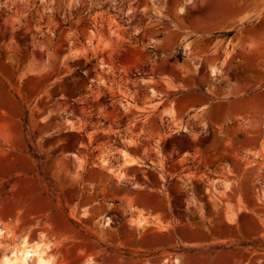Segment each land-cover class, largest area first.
I'll list each match as a JSON object with an SVG mask.
<instances>
[{
  "label": "rangeland",
  "instance_id": "374dc122",
  "mask_svg": "<svg viewBox=\"0 0 264 264\" xmlns=\"http://www.w3.org/2000/svg\"><path fill=\"white\" fill-rule=\"evenodd\" d=\"M0 229V264H264V0H0Z\"/></svg>",
  "mask_w": 264,
  "mask_h": 264
},
{
  "label": "bare ground",
  "instance_id": "6f19581e",
  "mask_svg": "<svg viewBox=\"0 0 264 264\" xmlns=\"http://www.w3.org/2000/svg\"><path fill=\"white\" fill-rule=\"evenodd\" d=\"M127 163H134L135 160L126 158ZM2 230L0 229V233ZM22 240L21 249L17 253L5 254L2 257V264H54L52 257L47 254L46 248L41 244L31 247L27 244L26 238Z\"/></svg>",
  "mask_w": 264,
  "mask_h": 264
},
{
  "label": "crops",
  "instance_id": "0c3cea01",
  "mask_svg": "<svg viewBox=\"0 0 264 264\" xmlns=\"http://www.w3.org/2000/svg\"><path fill=\"white\" fill-rule=\"evenodd\" d=\"M35 238V236L33 235V233H32V235H31V239L33 240ZM48 254V253H47ZM51 257V256H50ZM53 259V258H52ZM54 261V260H53Z\"/></svg>",
  "mask_w": 264,
  "mask_h": 264
},
{
  "label": "water",
  "instance_id": "95a60500",
  "mask_svg": "<svg viewBox=\"0 0 264 264\" xmlns=\"http://www.w3.org/2000/svg\"><path fill=\"white\" fill-rule=\"evenodd\" d=\"M125 161H126V159H125Z\"/></svg>",
  "mask_w": 264,
  "mask_h": 264
}]
</instances>
